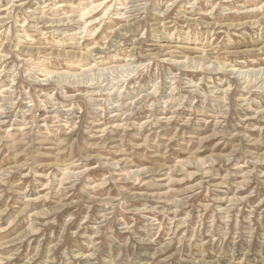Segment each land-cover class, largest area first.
Here are the masks:
<instances>
[{"label": "rangeland", "instance_id": "1", "mask_svg": "<svg viewBox=\"0 0 264 264\" xmlns=\"http://www.w3.org/2000/svg\"><path fill=\"white\" fill-rule=\"evenodd\" d=\"M0 264H264V0H0Z\"/></svg>", "mask_w": 264, "mask_h": 264}]
</instances>
